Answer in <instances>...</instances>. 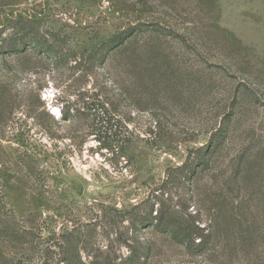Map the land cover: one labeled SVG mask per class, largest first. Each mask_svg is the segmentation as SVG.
Here are the masks:
<instances>
[{
  "label": "rangeland",
  "instance_id": "374dc122",
  "mask_svg": "<svg viewBox=\"0 0 264 264\" xmlns=\"http://www.w3.org/2000/svg\"><path fill=\"white\" fill-rule=\"evenodd\" d=\"M135 1L0 0V38H16L12 34L29 19L38 35L28 36H44L52 49L0 53V264H264L262 247L240 263L222 252L221 241L215 251L193 257L167 235L129 221L149 208L155 214L161 192L173 197L165 176L185 160L187 147L204 145L207 136L175 151L147 145L141 132L149 116L133 109L126 123L141 131L126 146L131 158L125 161L99 149L92 136L81 143L74 129L83 123L60 119L61 99L73 102L80 87L91 85L81 71L94 64L99 46L130 26L155 21L167 29L131 38L128 51L110 53L104 66L131 52L146 69L155 63V113L166 111L175 131L203 123L199 113L210 105L199 95L221 98L232 91L241 101L234 126L264 130L261 0H149L151 8ZM170 32L184 33V41ZM131 73L120 76L126 85L138 77ZM110 74L116 77L114 69ZM141 74L144 83L151 76L150 70ZM146 92L137 98L145 100ZM116 102L114 114L123 118L125 103ZM145 244L149 255L137 258Z\"/></svg>",
  "mask_w": 264,
  "mask_h": 264
},
{
  "label": "trees",
  "instance_id": "16d2710c",
  "mask_svg": "<svg viewBox=\"0 0 264 264\" xmlns=\"http://www.w3.org/2000/svg\"><path fill=\"white\" fill-rule=\"evenodd\" d=\"M135 2L151 8L149 0ZM30 22L24 19L23 27L12 34L16 38H0V53L38 49L44 54L52 50L44 36L37 41L28 36L30 33L37 34L29 27ZM9 28L13 30L14 25H9ZM160 29L167 28L155 24V21L137 23L105 40L91 58L95 60L91 68L81 71L82 80H92L91 85L80 87L77 99L73 102L61 99L60 119L70 125L83 123L82 127L73 128L80 133L81 143L83 136H92L99 149H106L125 161L131 158L126 146L139 137L138 130L141 131L137 129L135 132L126 123L134 119L136 113L133 109L146 112L149 116V123L141 132V139L147 145L175 151L182 143L188 144L199 136H207L204 145L187 147L185 160L165 176L163 184L174 189L171 193L173 197H164L161 192L162 198L155 201V214L154 209L149 208L142 214L129 217V221L142 230L151 228L156 233L167 235L193 257L215 251L216 245H220L217 242L221 241L222 252L228 255L230 261L240 263L238 258L249 257L248 254H253L256 247L264 249V130L254 125L234 126V110L236 112L241 102L236 91L227 92L221 98L210 93L198 96L192 91L191 101L194 102L198 96L203 105L208 104L210 107L200 111L199 116L205 115L201 125L175 131L167 124L168 120L173 119L168 117L166 111L155 113V63L146 69L138 58L140 54L131 52L116 66H104L110 53L122 54L123 49L128 51L131 38L140 40L143 35H155V31ZM166 35L179 36L184 41V33L176 35L170 32ZM68 56L74 58L73 55ZM113 69L118 78L110 74ZM148 70L151 76L144 83V74L141 73H147ZM124 72H134L138 77L126 85L120 78ZM147 89L151 93H145V96L148 95L145 100L137 98L142 96L141 91ZM245 93L250 103L258 104L253 91L246 90ZM117 98L122 99L127 108L123 118L114 114ZM227 108L232 113H226ZM119 118L123 123H119ZM137 252V258L147 257L149 245L141 246Z\"/></svg>",
  "mask_w": 264,
  "mask_h": 264
},
{
  "label": "crops",
  "instance_id": "0c3cea01",
  "mask_svg": "<svg viewBox=\"0 0 264 264\" xmlns=\"http://www.w3.org/2000/svg\"><path fill=\"white\" fill-rule=\"evenodd\" d=\"M261 19L263 20V27H264V0H261Z\"/></svg>",
  "mask_w": 264,
  "mask_h": 264
}]
</instances>
